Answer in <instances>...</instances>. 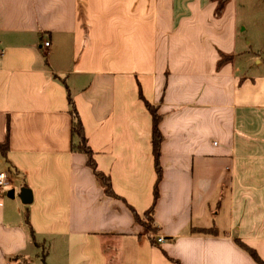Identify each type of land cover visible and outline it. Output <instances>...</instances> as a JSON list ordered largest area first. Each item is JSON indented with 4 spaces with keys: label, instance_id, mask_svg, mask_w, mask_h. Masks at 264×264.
<instances>
[{
    "label": "crops",
    "instance_id": "obj_1",
    "mask_svg": "<svg viewBox=\"0 0 264 264\" xmlns=\"http://www.w3.org/2000/svg\"><path fill=\"white\" fill-rule=\"evenodd\" d=\"M216 6L0 0V264H259L236 239L264 261V40L243 20L264 0ZM66 88L115 198L71 150ZM152 205L154 242L132 212Z\"/></svg>",
    "mask_w": 264,
    "mask_h": 264
},
{
    "label": "trees",
    "instance_id": "obj_2",
    "mask_svg": "<svg viewBox=\"0 0 264 264\" xmlns=\"http://www.w3.org/2000/svg\"><path fill=\"white\" fill-rule=\"evenodd\" d=\"M216 1H217V6L215 9V14L219 15L222 12L225 3L228 0H216ZM230 59H231V55H225L221 53L220 59L217 62V66L218 67L221 66L222 64L229 61ZM67 102L70 106L68 113L71 117V124H70L71 140L75 136L78 138L77 143H74L73 141H71V150L76 151V152H81L86 155V165L91 169L92 173L95 175L96 179L102 186L104 193L107 196L112 197V198L117 197L111 187L109 176H107L102 171L97 169V166H96V163L93 157V152L87 144V140H86V137L83 131L82 122L78 116V112L76 110L73 99L70 96L68 89H67ZM146 108L148 109L152 117V130H151L152 152H153V157H154V169L156 173V182H155L154 191H153V204H154L158 197L157 183L162 177V168L160 165L159 158H160V145L163 140V135L159 129L161 115L158 114L157 107L146 102ZM8 128L9 126L7 122V131H6L5 140L2 143H0V152L3 158H6V152L8 151V148H9ZM153 210L154 209L152 205L142 215H139L134 210H132V212H133L134 221L145 228V230L150 234V239L154 242L153 235L156 234L159 229L154 221ZM29 231H30V234L33 235V230L31 227H29ZM189 232L190 233H212V232L215 233L216 229L190 228ZM235 241H236V244L242 250H244L247 254H249L250 257H252L254 261H256L259 264H264V261L258 256V254L253 248L243 243L239 239H236Z\"/></svg>",
    "mask_w": 264,
    "mask_h": 264
},
{
    "label": "rangeland",
    "instance_id": "obj_3",
    "mask_svg": "<svg viewBox=\"0 0 264 264\" xmlns=\"http://www.w3.org/2000/svg\"><path fill=\"white\" fill-rule=\"evenodd\" d=\"M256 12L259 15H261L263 12V15H264V9L262 8H259L257 11H254L253 13L252 12L251 13L255 16ZM251 15L248 14L247 18H246V15H243V20L246 21V24L248 25V28H249L248 31L244 33V36L247 37L248 39L261 42L262 39L264 40V36H263L264 30L261 24L262 19L261 17L258 18V16L254 17L253 15L252 16Z\"/></svg>",
    "mask_w": 264,
    "mask_h": 264
},
{
    "label": "water",
    "instance_id": "obj_4",
    "mask_svg": "<svg viewBox=\"0 0 264 264\" xmlns=\"http://www.w3.org/2000/svg\"><path fill=\"white\" fill-rule=\"evenodd\" d=\"M18 196L20 197L22 203L28 204L32 200V195L30 189L26 187H21Z\"/></svg>",
    "mask_w": 264,
    "mask_h": 264
},
{
    "label": "built area",
    "instance_id": "obj_5",
    "mask_svg": "<svg viewBox=\"0 0 264 264\" xmlns=\"http://www.w3.org/2000/svg\"><path fill=\"white\" fill-rule=\"evenodd\" d=\"M48 42H44V46H48ZM9 182V175L7 172L5 171H0V192L3 190L4 187H6V185ZM158 241H163L162 237L158 238Z\"/></svg>",
    "mask_w": 264,
    "mask_h": 264
}]
</instances>
